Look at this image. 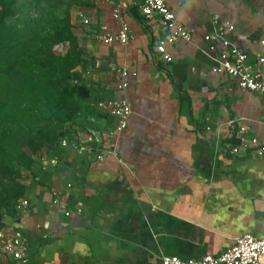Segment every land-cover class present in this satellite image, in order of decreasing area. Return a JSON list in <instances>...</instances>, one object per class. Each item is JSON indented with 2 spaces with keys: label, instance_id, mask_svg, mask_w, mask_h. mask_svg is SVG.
Masks as SVG:
<instances>
[{
  "label": "crops",
  "instance_id": "0c3cea01",
  "mask_svg": "<svg viewBox=\"0 0 264 264\" xmlns=\"http://www.w3.org/2000/svg\"><path fill=\"white\" fill-rule=\"evenodd\" d=\"M139 1L71 7L77 83L88 95L76 97L64 135L27 169L20 199L28 206L3 218L0 230L19 231L28 256L0 255V264H161L162 255L217 256L236 237L264 235V153L227 152L237 140L225 125L237 119L263 143L264 95L217 73L223 45L205 39L216 18L231 44L261 54L264 79V0H166L190 33L170 47V64L154 63L161 32L147 30ZM115 8L128 25L126 43L103 38L118 31ZM114 100L128 101L132 112L112 153Z\"/></svg>",
  "mask_w": 264,
  "mask_h": 264
},
{
  "label": "trees",
  "instance_id": "16d2710c",
  "mask_svg": "<svg viewBox=\"0 0 264 264\" xmlns=\"http://www.w3.org/2000/svg\"><path fill=\"white\" fill-rule=\"evenodd\" d=\"M35 4L34 16L8 25L14 0H0V228L25 191L18 168L29 169L59 142L76 97L88 95L77 83L81 50L70 23L71 7L86 0ZM65 42L62 53L57 46Z\"/></svg>",
  "mask_w": 264,
  "mask_h": 264
},
{
  "label": "built area",
  "instance_id": "2783aa9c",
  "mask_svg": "<svg viewBox=\"0 0 264 264\" xmlns=\"http://www.w3.org/2000/svg\"><path fill=\"white\" fill-rule=\"evenodd\" d=\"M137 9L150 33L161 32V36L157 38L152 47L154 63H172L173 55L170 47L179 40L189 41L190 33L177 22L166 0H140ZM112 16L118 23V31L113 36H103V38L109 42L126 43L130 36L128 25L123 21L120 9L115 8ZM83 23L88 24L89 21L83 18ZM212 24L214 32L205 35V39H219L223 45V50L215 67L216 72L232 78L241 90L264 95V79L259 70L261 54L258 52L255 56H251L245 50L234 46L224 37L226 27L221 25L216 18L212 19ZM100 30H105V27L101 26ZM261 45L264 46V42ZM127 75L125 69L120 72L118 88L127 87L125 80ZM108 107L110 113L117 120L115 127L110 132L113 139L111 152L115 153L117 138L126 127L127 119L132 110L130 103L126 100L111 101ZM225 125L237 140V143L231 146L227 152L237 155L241 150H245L249 155H263L264 142L259 143L255 137L250 138L248 128L241 121L228 119ZM27 206L28 201L26 199H19L15 208ZM65 215H69V212H65ZM28 254L29 247L19 231L11 228L0 230V255L19 261L25 259ZM160 261L161 264H264V235L256 237L246 233L236 237L232 245L217 256L206 255L199 259L182 260L177 256L162 255Z\"/></svg>",
  "mask_w": 264,
  "mask_h": 264
},
{
  "label": "rangeland",
  "instance_id": "374dc122",
  "mask_svg": "<svg viewBox=\"0 0 264 264\" xmlns=\"http://www.w3.org/2000/svg\"><path fill=\"white\" fill-rule=\"evenodd\" d=\"M13 14L7 17L6 21L8 25H14L23 19L34 16L37 13L35 0H14ZM59 51V49L57 48ZM67 124L64 125V131ZM45 151V150H44ZM19 174L22 175V183L26 176H29L27 169L18 168Z\"/></svg>",
  "mask_w": 264,
  "mask_h": 264
}]
</instances>
